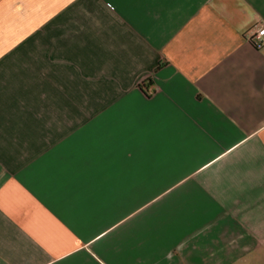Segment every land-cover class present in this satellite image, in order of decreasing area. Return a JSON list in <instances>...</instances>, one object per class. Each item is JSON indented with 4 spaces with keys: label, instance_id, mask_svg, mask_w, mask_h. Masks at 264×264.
I'll return each instance as SVG.
<instances>
[{
    "label": "crops",
    "instance_id": "1",
    "mask_svg": "<svg viewBox=\"0 0 264 264\" xmlns=\"http://www.w3.org/2000/svg\"><path fill=\"white\" fill-rule=\"evenodd\" d=\"M261 27L264 0H0V264H264Z\"/></svg>",
    "mask_w": 264,
    "mask_h": 264
},
{
    "label": "built area",
    "instance_id": "2",
    "mask_svg": "<svg viewBox=\"0 0 264 264\" xmlns=\"http://www.w3.org/2000/svg\"><path fill=\"white\" fill-rule=\"evenodd\" d=\"M263 36H264V27H261L251 34L250 39L255 43H259L263 39ZM150 93H152V91Z\"/></svg>",
    "mask_w": 264,
    "mask_h": 264
},
{
    "label": "trees",
    "instance_id": "3",
    "mask_svg": "<svg viewBox=\"0 0 264 264\" xmlns=\"http://www.w3.org/2000/svg\"><path fill=\"white\" fill-rule=\"evenodd\" d=\"M151 85V80H149L148 82H145L144 84H143V87L145 88V89H148V86H150Z\"/></svg>",
    "mask_w": 264,
    "mask_h": 264
}]
</instances>
